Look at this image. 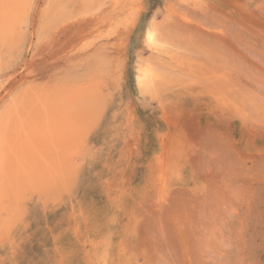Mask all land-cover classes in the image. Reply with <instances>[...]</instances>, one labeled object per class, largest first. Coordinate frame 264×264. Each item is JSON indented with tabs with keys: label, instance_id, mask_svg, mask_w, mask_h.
<instances>
[{
	"label": "rangeland",
	"instance_id": "rangeland-1",
	"mask_svg": "<svg viewBox=\"0 0 264 264\" xmlns=\"http://www.w3.org/2000/svg\"><path fill=\"white\" fill-rule=\"evenodd\" d=\"M29 5L0 48V103L66 93L85 124L3 193L0 264H264V0ZM149 25L172 57L149 52Z\"/></svg>",
	"mask_w": 264,
	"mask_h": 264
},
{
	"label": "bare ground",
	"instance_id": "bare-ground-1",
	"mask_svg": "<svg viewBox=\"0 0 264 264\" xmlns=\"http://www.w3.org/2000/svg\"><path fill=\"white\" fill-rule=\"evenodd\" d=\"M31 1L0 0V48L9 49L15 41L14 37L21 35L22 18ZM150 30L154 33V41L151 43L148 40ZM157 31L153 26L148 27L146 31L149 52L156 54L158 58L172 57L166 39ZM157 72L159 73L157 68L154 70L145 64L138 66L136 83L144 92H150L154 87L159 77ZM34 91L26 90L15 96L11 94L0 103V200L3 193L13 186H30L37 182L49 170V165L58 160L68 146L77 140L76 137H81L84 130L85 123L82 122L80 114L85 101L66 93Z\"/></svg>",
	"mask_w": 264,
	"mask_h": 264
},
{
	"label": "snow or ice",
	"instance_id": "snow-or-ice-1",
	"mask_svg": "<svg viewBox=\"0 0 264 264\" xmlns=\"http://www.w3.org/2000/svg\"><path fill=\"white\" fill-rule=\"evenodd\" d=\"M148 40L150 43L154 41V33L151 30L148 32Z\"/></svg>",
	"mask_w": 264,
	"mask_h": 264
}]
</instances>
